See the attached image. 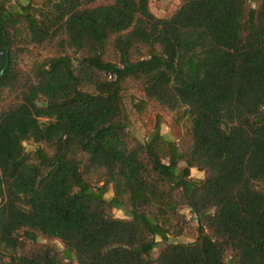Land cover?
<instances>
[{"label":"trees","instance_id":"1","mask_svg":"<svg viewBox=\"0 0 264 264\" xmlns=\"http://www.w3.org/2000/svg\"><path fill=\"white\" fill-rule=\"evenodd\" d=\"M0 47V264H264V0L165 18L149 0H0ZM30 48L48 55L23 70ZM131 88L186 118L178 143L158 121L127 130ZM183 210L194 238L170 243Z\"/></svg>","mask_w":264,"mask_h":264},{"label":"rangeland","instance_id":"2","mask_svg":"<svg viewBox=\"0 0 264 264\" xmlns=\"http://www.w3.org/2000/svg\"><path fill=\"white\" fill-rule=\"evenodd\" d=\"M40 2L41 0H35L36 4H40ZM30 49H32V53L21 57L19 60V64L23 70H28L35 59H41L48 55L45 52L36 51L33 48ZM123 103L128 117L127 130L134 134L139 140H143L148 136L157 121L160 123L161 134L168 140L178 143L179 139L186 133L188 128L186 118L181 117V114L179 113L170 112L167 109L160 107L157 103L146 100L143 94L135 89L131 88L125 92L123 95ZM24 146L26 150H31L33 148L30 143H25ZM180 166L183 167L184 164H180ZM190 174L194 179H202L204 176L203 173H200L195 169H192ZM111 197L112 190L109 189L105 198L109 200ZM183 213L187 220H189L188 229L185 232L184 238L175 239L170 237V243L191 242L194 238L196 222L193 219V215H191L188 210H183ZM113 214L116 217H125L121 211H114ZM155 240L156 242H160L159 238H155ZM54 244L58 250H63V247L59 242L56 241ZM163 247L164 244L159 243L157 248L152 252V257H157Z\"/></svg>","mask_w":264,"mask_h":264},{"label":"crops","instance_id":"3","mask_svg":"<svg viewBox=\"0 0 264 264\" xmlns=\"http://www.w3.org/2000/svg\"><path fill=\"white\" fill-rule=\"evenodd\" d=\"M179 1L180 0H149L150 10L156 17L165 18L172 14Z\"/></svg>","mask_w":264,"mask_h":264},{"label":"water","instance_id":"4","mask_svg":"<svg viewBox=\"0 0 264 264\" xmlns=\"http://www.w3.org/2000/svg\"><path fill=\"white\" fill-rule=\"evenodd\" d=\"M9 63L8 52L0 47V78L5 73Z\"/></svg>","mask_w":264,"mask_h":264},{"label":"built area","instance_id":"5","mask_svg":"<svg viewBox=\"0 0 264 264\" xmlns=\"http://www.w3.org/2000/svg\"><path fill=\"white\" fill-rule=\"evenodd\" d=\"M108 78L110 79L111 77L109 76Z\"/></svg>","mask_w":264,"mask_h":264}]
</instances>
